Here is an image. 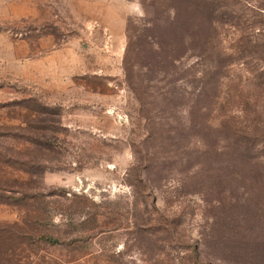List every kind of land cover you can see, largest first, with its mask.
<instances>
[{
  "label": "rangeland",
  "instance_id": "obj_1",
  "mask_svg": "<svg viewBox=\"0 0 264 264\" xmlns=\"http://www.w3.org/2000/svg\"><path fill=\"white\" fill-rule=\"evenodd\" d=\"M216 1L218 42L173 47L205 7L0 0V264H264V0Z\"/></svg>",
  "mask_w": 264,
  "mask_h": 264
},
{
  "label": "trees",
  "instance_id": "obj_2",
  "mask_svg": "<svg viewBox=\"0 0 264 264\" xmlns=\"http://www.w3.org/2000/svg\"><path fill=\"white\" fill-rule=\"evenodd\" d=\"M190 4H185L184 7L186 9L191 7V4H193L195 9H199L201 6L205 7L208 18L205 20V22H201L200 18H197L196 15H194V18L189 19L186 18V20H183L182 16L177 21L178 23L181 24V27L185 31V33L182 35L180 39L177 38H170L171 44L174 46L178 45H189L190 42L194 44H199L200 42H203L206 39L207 45L213 47L214 40L218 42V35L220 31V18H219V1L216 0H208L206 2H200V0H187ZM184 16H186L187 12H183ZM205 25V38L202 39L200 35V27ZM140 40V39H139ZM135 42V45H134ZM138 45V41L134 40V38H131L129 42V47L132 49H136ZM202 45V44H200ZM199 45V46H200ZM208 58L211 61L210 62V69L207 71V73H210L213 75L216 73V69L221 67V57L219 55V52H213L212 49L209 50L208 52ZM130 73V71H128ZM206 76V75H205ZM218 83H212L210 87L211 93V99L209 101L208 108H210V111L212 112L216 104L218 102L217 98V90H218ZM208 91V90H207ZM200 93L198 94V96ZM208 97V94H207ZM201 106L197 104L195 107L196 110H201ZM207 108V109H208ZM226 120H231L230 118H227ZM200 120L197 121V125H202ZM195 124V125H196ZM253 132V131H251ZM256 134L254 133H249V134H240V131L237 129H234L228 138L227 142L225 143L224 149L227 152V155H231L233 158L228 157V172L229 174H239L241 179L243 181H248L250 186L253 187L252 183L255 184L256 180L253 179L250 181L251 178H256V175L259 173L257 169V163L258 160L261 159L258 154V150L256 148ZM245 168L244 171L249 173V177H246V175L243 172H240V167ZM234 168V169H231ZM241 173V174H240ZM243 173V174H242ZM238 176V175H236ZM235 179L233 177H230L229 180L227 181V186L229 185L230 187H233L235 184Z\"/></svg>",
  "mask_w": 264,
  "mask_h": 264
}]
</instances>
